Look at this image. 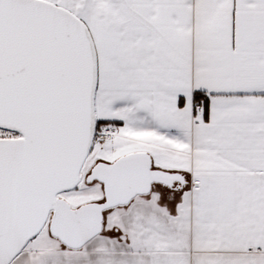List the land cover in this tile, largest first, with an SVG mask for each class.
Here are the masks:
<instances>
[{
    "label": "snow or ice",
    "instance_id": "6c2138e0",
    "mask_svg": "<svg viewBox=\"0 0 264 264\" xmlns=\"http://www.w3.org/2000/svg\"><path fill=\"white\" fill-rule=\"evenodd\" d=\"M0 264H264V0H0Z\"/></svg>",
    "mask_w": 264,
    "mask_h": 264
}]
</instances>
